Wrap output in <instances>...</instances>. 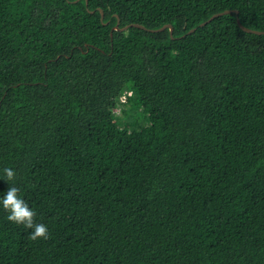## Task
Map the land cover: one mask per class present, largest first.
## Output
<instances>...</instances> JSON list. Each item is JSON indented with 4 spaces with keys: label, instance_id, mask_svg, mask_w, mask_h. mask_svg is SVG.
Listing matches in <instances>:
<instances>
[{
    "label": "trees",
    "instance_id": "trees-1",
    "mask_svg": "<svg viewBox=\"0 0 264 264\" xmlns=\"http://www.w3.org/2000/svg\"><path fill=\"white\" fill-rule=\"evenodd\" d=\"M237 18L264 31V0H0V198L50 233L0 204V264H264V33Z\"/></svg>",
    "mask_w": 264,
    "mask_h": 264
},
{
    "label": "clouds",
    "instance_id": "clouds-1",
    "mask_svg": "<svg viewBox=\"0 0 264 264\" xmlns=\"http://www.w3.org/2000/svg\"><path fill=\"white\" fill-rule=\"evenodd\" d=\"M3 174L2 178L6 181H14L16 178V172L12 168L5 167ZM0 204H2L3 209L8 213L7 219L9 221L22 224L26 229H31L28 237L30 240H46L50 237L47 225L37 222L35 210L20 196V189L18 187L10 186L5 195L0 198Z\"/></svg>",
    "mask_w": 264,
    "mask_h": 264
},
{
    "label": "rangeland",
    "instance_id": "rangeland-1",
    "mask_svg": "<svg viewBox=\"0 0 264 264\" xmlns=\"http://www.w3.org/2000/svg\"><path fill=\"white\" fill-rule=\"evenodd\" d=\"M120 100L117 104L110 105V112L113 115L112 122L117 126H121L124 130L141 123L144 115L141 108L136 107L131 102L123 104V96H121Z\"/></svg>",
    "mask_w": 264,
    "mask_h": 264
},
{
    "label": "water",
    "instance_id": "water-1",
    "mask_svg": "<svg viewBox=\"0 0 264 264\" xmlns=\"http://www.w3.org/2000/svg\"><path fill=\"white\" fill-rule=\"evenodd\" d=\"M233 11H235V12L237 13V10H233ZM228 12H230L229 9L223 10V11H221V12H216V13L212 14V15H211L206 21L202 22L201 24H204L205 22L210 21L214 16H217V15L222 14V13H228ZM102 17H103V14H102V11H101V17H100V18L102 19ZM237 22H238V24L240 25V27H242V29L245 30V31H249V32L257 33V34L264 33V31H261V30H255V29H250V28H247V27L241 25V24H240V21H239L238 18H237ZM130 25L139 26V27H141V28H144L143 25H140V24H138V23H131V24L125 25V26L120 27V28L117 27V26H114V28H117V29H127V27L130 26ZM167 27L169 28V32H170V34H171V32H172V26H171L170 24H165V25H162V26L159 27V28H156V29H149V30H151V31H160V30H163V29H165V28H167ZM193 29H194V28H191L189 31H192Z\"/></svg>",
    "mask_w": 264,
    "mask_h": 264
}]
</instances>
